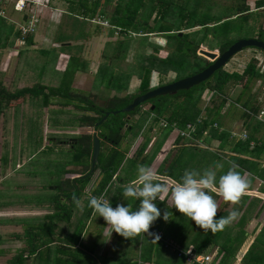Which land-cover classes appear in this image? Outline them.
Returning a JSON list of instances; mask_svg holds the SVG:
<instances>
[{"label":"trees","instance_id":"1","mask_svg":"<svg viewBox=\"0 0 264 264\" xmlns=\"http://www.w3.org/2000/svg\"><path fill=\"white\" fill-rule=\"evenodd\" d=\"M99 1L100 0H67L70 5V10H73L77 16L84 20H93L95 17H103L105 19V15L103 14ZM105 1L110 2V0ZM202 1L203 0H195V5L190 11L188 8V0L185 1L184 5L175 3L173 0H148V6H146V8L143 5L144 0H128L125 5H119L116 7L114 13L111 14L110 18L107 20H109V22L114 25V27L120 29V34L118 35L123 37L124 35H131V33H140L142 35L140 36L142 43H145L147 47H153V52L151 54L139 56V65L136 71V77L139 79L140 83L136 93L127 94L123 97L115 95L110 100H108V104L103 108L96 106L90 96L87 98H79L77 95L72 94V88L70 87L71 79L76 72H86L87 64L86 61L80 60L78 55H69L67 58H65V69L61 73V76L58 80V82L61 80L60 84L58 87H49L47 94L51 98L57 97V99H60V103L62 105L69 106L70 104L74 106L75 110L82 111L83 115L78 119L80 127H89L95 131L94 134L83 133L80 135V137L75 138L76 143L73 148L78 146L79 151L74 153V163L82 165L86 160V164H84L85 169L81 173L82 177H84L75 180L72 190H69V193L67 194L68 199L83 193L97 170L100 171L102 178L98 185L92 189L90 195L100 196V194L112 181L113 176L116 174L129 152L130 147L127 150L124 148L123 144L125 143L124 141L126 140L127 134L131 133L133 128H135V125L130 121V119H128V116L136 114L141 106L149 104L150 107L148 109V113L154 114V117H156L154 120H152H164L168 124L167 127L161 129L164 131V137L168 136L170 132L173 131V129L178 128L182 130L185 128L187 123H192L196 126V131L193 137H179L178 139L176 138L175 142L186 140L190 144H200V147L205 148L206 145H212L213 143L208 142L213 140V142L218 144L217 146L220 150H225L223 147L226 145V150H230L231 154L233 155H231L232 157L230 158L235 160V162L238 164V170H240L242 174H244V171L249 172V190L252 189L251 183L253 182L254 178L257 177L263 180L264 169L260 167V164H257L252 160L241 159L238 157L246 155L252 158H259L264 149V138L257 139L254 135V133L257 132V130L262 125L255 119V116L259 113L260 105L259 103L253 102L252 99L242 101L244 92L251 83L259 81L261 85L264 86V68L261 69L257 56H251L240 69L238 68L234 69L233 71H228L224 66L214 72L209 79L197 86L192 87L189 90H181L175 94L156 97L144 102L131 112L110 114L101 124L96 127V124L100 122L105 112L120 111L130 105V103L137 96L145 94L153 88L167 84L157 83L155 86L150 87V75L152 71L153 73L158 74H166L167 72L171 71L175 73V78L172 81H176L178 79L199 73L212 64V62L206 58L196 54L199 46L206 42L208 35L213 34L217 42L216 46L209 45L210 49L216 48L220 51V53L227 50L229 46L237 41V39H234L233 36H231V32L239 30L241 26L238 25L237 27L236 24L231 23L235 22L234 20L236 18H241V23H243V25L246 24L250 18V13H245L249 12V8L244 4L235 5L234 7L236 9L233 14L221 16L223 13L222 12L219 15L211 16L209 12L203 10ZM203 4H205V2ZM255 4V9L262 8L264 7V0H258ZM154 11H156L155 14L158 16L156 19L157 21L154 22V25L149 26L147 20ZM168 17L172 18V22H164ZM231 17L234 18L229 19ZM210 24H216L218 27L213 29V25L210 26ZM195 27H199L200 30L191 33H183L182 35L178 34L180 31L189 30ZM258 32L259 34H264V31L260 32L259 30ZM149 34L163 36L170 47L168 51L169 55L167 57H157V53L161 47L159 45H153L149 42H146L148 37L147 35ZM199 34L201 36H199ZM86 35H88V33ZM261 36L262 35L260 34L255 38L264 41V38ZM29 38L30 37H28L26 40H29ZM64 41L66 42V40L61 41L59 39L61 44L64 43ZM62 46L63 47L61 48L66 49V52H70V44L64 43ZM129 46L130 40L119 42L116 46V57L124 58L128 53ZM248 48L259 50L254 47ZM248 48L245 49L248 50ZM259 51L262 58H264V51ZM106 70H109V68H98L96 73L98 74L97 82L101 84L105 79V81H107V85L113 87L115 86L114 89H117V91L120 92L121 90H126L128 86L127 81L131 74L129 73L125 76L122 75L124 78L122 76L116 77L114 76L116 73H107ZM242 81H244V86L242 91L236 97L235 102L241 103L244 108L240 114L241 119L245 121L243 122L244 130L249 128L248 121L250 120L247 119H255V123L250 126L252 133L249 135V140L244 142H241L237 139V137L232 136V133L235 132L234 129L229 128L227 131L218 119L220 116V109L226 102V89L228 88V85L232 84V86H235L242 83ZM37 89L38 90L36 91L34 87H25L15 91L14 93H9L0 86V114L10 107L11 101H18L22 97L30 94H35L36 96L39 92L43 93L46 87L39 86ZM205 90L210 91L213 95H217L219 97L223 96L225 98L221 100L218 106L212 109L206 108L204 111L202 110V113L201 109H199L197 106ZM163 117H165V119ZM146 131L150 134V132L153 131V128L149 127ZM137 135L138 134L135 136ZM94 136L99 139L100 152L98 161L93 168V171L89 173L91 167L90 159ZM250 140H256L257 142L260 141L262 145L256 146L250 150ZM59 142L61 143L60 140ZM147 144L148 142L145 140V138L144 141H141V143L137 144L136 150L130 151L129 153L132 159L135 161L140 160V164L146 161V157L143 156V150L145 146L147 147ZM195 148L199 149L198 147ZM215 158L219 161L221 160V163H224V167L225 165L228 166L225 164L226 158L221 159L218 154L215 155ZM175 160L176 158L174 157L167 168L162 172V174H160L161 176H173L171 170L175 166L173 164H176ZM228 168L229 166L227 168L225 167V172L228 171ZM63 186L64 184L59 185L60 191L63 189ZM71 192H73V194H71ZM260 192H264V188L261 189ZM214 198L217 199V201L220 199L219 197L215 196ZM58 201L59 200H57V198L53 199L52 201L54 202V207L57 208L58 211L62 208H67L65 204H62L61 201L59 203ZM156 204L157 206H164V202H161L159 199L156 201ZM263 209V200L257 197L244 195L241 198L240 203L233 206L230 211L236 212L237 215L235 219L232 220L230 224L223 230L212 233L210 231L203 232L197 228L195 232L189 231L186 233L185 237H179L176 240L186 247L192 245L198 253L204 254L215 251V259L218 260L219 264H229L236 256L244 240L247 238V233L244 226L248 223V221L251 220V218L259 217ZM230 212H218L217 218L227 217ZM65 213L64 216L68 217V215ZM59 214L60 212H58L56 216L62 220V218L58 216ZM166 228H168V231L172 229L171 224L168 223ZM43 230V232L47 235V238L43 239L42 247L46 246L49 241H51L54 227L49 225L43 227ZM24 234L29 235L27 232ZM38 248L40 247L31 246L30 249H27L28 255L25 256V253L22 252L18 255L19 257L17 259H27L29 256H33L34 251L36 249L39 250ZM15 262H11L10 264H15ZM55 264L61 263L58 261V259H56ZM241 264H264V225L259 233L255 236L250 247L244 254Z\"/></svg>","mask_w":264,"mask_h":264},{"label":"rangeland","instance_id":"2","mask_svg":"<svg viewBox=\"0 0 264 264\" xmlns=\"http://www.w3.org/2000/svg\"><path fill=\"white\" fill-rule=\"evenodd\" d=\"M128 0H110V2H106L105 0H100V7L102 8L103 14L105 15V19L110 18L111 14L114 13L117 6L125 5ZM175 3L178 4H185V1L187 0H173ZM195 0H188V8L189 11L194 7ZM258 0H203L202 1V8L203 10L210 13L212 16L219 15L222 13L223 15H229L233 14L235 12V5H245L249 8L250 18L246 24L243 25L241 23L242 19L236 18L231 24L240 25V29L236 30L234 32H231V36H233L234 39L242 40V39H253L255 37H258L260 34L261 37L264 38V34L260 33L259 30L264 31V7L255 9L256 2ZM205 2V4H203ZM143 5L148 6V0H144ZM13 4L10 3L9 10L11 16H15V18L20 20L21 13L14 12L12 8ZM39 6V5H37ZM209 6V8H208ZM59 7V6H57ZM35 12L38 13L39 19L42 18V21L39 22V26L37 28V35L34 36V44H30L26 41H20V39L16 40V36L14 38L9 39V43H11L10 48H7L8 51H17V49L23 51L25 48L26 55H23L21 57H15L11 56L13 55V52L10 53L8 57L9 66L11 67V70H2L0 71V74H4L0 77V79L4 82V86L6 88V91L9 93H14L17 90L22 89L23 87H34V89L37 91L39 86H45L46 91L44 90L43 93H38L36 96L35 94L32 95H26L22 101L21 104L18 105L16 108H11L8 110V112L5 115V118L1 120L4 122H8L6 132L9 134L7 139L10 142V146L8 148L7 153L11 158V163H9V166L13 168L15 165V162L19 161L20 156H25V158L29 157L30 152L29 149H35V153L33 152V162L32 164H35V170L36 172V183L35 187H38L39 182V191L37 194L33 197L35 200H41L42 203L51 204V200L55 198L56 194H60L59 186L58 190L54 189L56 185L60 184V179H64V174L67 172V169L69 167H72L71 165H75L76 163L71 164L74 161V153L79 151L78 146L74 147L73 152L70 151L68 148L64 147L62 143H59V140L66 138H78L80 137L79 133L81 131H89L90 133H95L94 129H82L80 131L79 129V118L83 115L82 111L75 110L73 105L65 106L60 103V99H57L58 105L56 110L58 111L57 114H49L45 112V107H47L48 111H51L49 105H45L46 102L49 100V95L47 92L49 91V87H58L60 84V81L58 82L61 73L65 69V58H67L69 55H78L80 57V60L86 61L87 64V71L86 72H76L70 83V87L72 88V94L77 95L79 98H87L88 96L91 97V99L94 101V104L98 107H105L108 104V100H110L113 96L117 95L120 97H123L127 94H133L136 93L137 88L139 86V79L136 77L138 65H139V56L141 55H147L151 54L153 52V47H147L146 44L142 43V39L140 36H142L140 33L135 34L131 33V35L128 36H119L114 34V25L108 26V22L105 20H101V24L104 26H100L98 24L97 19L90 21L85 20L81 21L79 20L74 23V18L70 16H64L62 19V22L57 26L56 28L48 27V20L49 15L48 13H45L46 8L45 7H31ZM59 8L63 10H67L64 5L60 6ZM208 8V9H207ZM156 11L152 13V15L148 18L147 22L149 26L154 25L155 21H157V15L155 14ZM59 13H55L54 16L52 14V17L54 20L57 19ZM170 15V14H168ZM140 16V14H139ZM171 16V15H170ZM46 17V20L43 18ZM48 17V18H47ZM14 18V20H15ZM97 18V17H95ZM234 17H231L229 19H232ZM74 19V20H73ZM109 21V20H108ZM164 22H172V18L168 17ZM214 23V22H213ZM18 25V24H17ZM213 25V29L217 28L218 26L216 24H210V26ZM99 26V27H98ZM48 28L50 30H48ZM261 28V29H260ZM199 27L191 28L189 30H183L180 31L182 33H191L195 31H199ZM113 32V33H112ZM90 34L88 39L82 40V39H75L76 37H79V34ZM53 34L58 35H66V42L65 44H70V52H66V49H63V47L60 43L57 45H52V42H55L54 40L51 42L50 39L53 37ZM57 35V36H58ZM182 35V34H181ZM146 42H149L151 44L159 45L161 48L159 52L157 53V57L165 58L167 57L168 51L170 49L169 45L167 44L166 40L163 38V36L156 35V34H149L147 35ZM199 36H201L199 34ZM125 37V38H124ZM208 38L206 39L205 43H202L199 46V49L207 50V51H213L216 53H219L220 51L216 48L210 49L209 45L216 46V38L213 36V34L208 35ZM256 39V38H255ZM130 40V46L128 53L125 55L124 58L119 57L117 58L115 55L116 46L121 41H128ZM62 43V44H64ZM52 47H55L57 51V58L55 61H52L50 64H45L46 62V53L43 51H49ZM72 47V48H71ZM72 49V50H71ZM199 49L197 50L196 54L199 55ZM4 51L3 53H6ZM50 55V54H49ZM251 56H257L258 63L261 66V69L264 68V58H262L260 51L256 49H243L241 52L235 54L230 61L225 65V69L228 71H233L234 69H240L242 65H244L248 59ZM203 57V56H202ZM205 58V57H204ZM99 67L103 68H109V70H106L108 72H114L116 73L114 76H125L129 73L131 74L128 79V86L126 90H121L120 92L117 91V89H114L115 86H108L107 81L105 79L103 80V83H98V74L97 70ZM96 75V77H95ZM122 76V77H123ZM106 77V76H104ZM107 78V77H106ZM124 78V77H123ZM175 78V73L169 71L166 74H158V73H151L150 75V83L151 86H155L157 83H169ZM18 79V80H17ZM100 84V85H99ZM116 84V83H115ZM114 84V85H115ZM244 86V81L242 83L237 84L235 86H232V84L228 85V88L226 89V102L223 105V107L220 109V116L218 117L219 121L221 122L222 126L228 131L229 128L234 129L235 132H241L244 130L243 122H245L243 119H241V112L244 110L241 103H236L235 99L238 96V94L242 91V88ZM225 97H219L217 95H213L210 91L205 90L200 98V101L198 103V108L204 111L206 108L212 109L219 105L222 99ZM252 99L253 102L259 103V113L264 112V86L261 85L259 81L251 83L247 89L244 92V95L242 97V101ZM53 100V99H52ZM38 101V103H37ZM12 104V102H11ZM14 104V103H13ZM12 104V105H13ZM150 107L149 105H143L138 110L136 114L128 116V119L135 125V128L131 131V133L127 134L124 148L128 150V156L125 158L121 165V179L123 182L135 179L137 177V166L140 164V160L135 161L132 159V157L129 155L130 149L131 151L136 150V145L141 143V141L147 140L148 144L147 147L145 146L143 150V156L146 157V161H144L142 164L145 166H150V164L153 163H161L163 160V155L166 154V148L171 146L170 143H172V139L178 138V134L176 131L170 132V138H169V144L167 143V139L163 136L164 131L161 130L164 127L161 126V121L163 123H166L164 120L153 121L156 117H154V114H149L148 109ZM55 110V111H56ZM56 113V112H55ZM203 113V112H202ZM56 115L55 119L53 120V116ZM154 117V118H153ZM52 118V121H54L53 125L55 127V131L52 130V124L49 121V119ZM165 119V117H163ZM153 119V120H152ZM249 123V128L246 130L248 134L250 135L251 129L250 126H252L255 123L254 118L247 119ZM49 122V123H48ZM41 123L43 126V129H50L52 132L58 131L59 133L57 135L53 136V133L50 135H47L50 138L59 139L57 141H48V139H44V135L42 136L41 130ZM166 125H168L166 123ZM51 127V128H50ZM151 127L155 131V135H153L152 138H149V132L146 130ZM29 130V134H27ZM70 131H76L77 134L74 136L70 134ZM138 134L137 136L134 135ZM50 132V131H49ZM87 132V133H89ZM123 132V131H122ZM261 130L258 129V131L255 134L256 137L260 138ZM2 125L0 124V135H2ZM84 133V132H81ZM151 133V132H150ZM148 138H147V137ZM40 137V141H39ZM32 139L35 141V145L32 144ZM152 139H155V141H151ZM43 140V147L40 150L37 148L41 145ZM76 140V139H75ZM167 140V141H166ZM48 141V142H47ZM166 141V142H165ZM188 144V141L181 140L180 142H183ZM29 143V144H28ZM174 143V140H173ZM208 143H213L210 146H213V154L208 153L206 150L207 146L204 148V150H199L201 152H196L193 148H184L186 151V157L185 160L182 158V156L178 155L176 157V164L174 166V169L181 170L185 172L186 170H197V171H203L208 168H214L217 163H219V160H217L214 156L218 154L221 159L232 157L231 152L226 150V145L223 147L224 150L218 149V144L216 142H213V140ZM163 144V145H161ZM189 145V144H188ZM194 145V144H192ZM208 146V147H210ZM193 147H200V144H196ZM37 149V150H36ZM165 151L163 154L161 153L162 150ZM23 150H27V152H23ZM56 150H59L57 153H55ZM66 150H68L66 152ZM126 150V151H127ZM211 152V151H210ZM213 155V161L210 156ZM142 160V159H141ZM31 164V165H32ZM163 164V163H161ZM169 164V163H168ZM224 164V163H223ZM228 166H230L229 163H225ZM228 166L225 165L227 168ZM225 167H223L222 170L218 171V176L220 174H224ZM28 168V165H27ZM152 168V167H151ZM11 170V169H10ZM159 172V171H158ZM174 175V174H173ZM183 176V175H182ZM249 180V179H248ZM15 184V187L10 186V197H4L3 200L6 202V204L13 205L20 201L18 195H22L23 192L26 191V187H23V181H15L12 180ZM62 181V180H61ZM28 182V181H27ZM254 187V186H253ZM66 186H63V189H65ZM9 190V191H10ZM63 194H68L66 190H62ZM61 192V193H62ZM123 194V190L121 191ZM39 196V197H38ZM57 197V196H56ZM77 200L80 201V206L77 207V205L73 202V206H69L67 208H62L60 211V218L63 220V224L66 223V220L68 217L64 216V213L67 214L70 218H72V222L75 221V224L83 219V216L80 214L82 211H84L85 207H87V201L84 199L83 194H79ZM118 199L113 198V202L117 203ZM128 200L127 198H122V200H119L120 202L118 204H123L126 206V203ZM31 202V201H30ZM60 203V201H58ZM133 203H136L137 200H133ZM220 198L218 200L219 210L218 212H224L228 211L230 212L233 206L227 204ZM170 203V202H169ZM67 204V203H65ZM62 205V204H61ZM117 205V204H116ZM128 205V203H127ZM166 205V206H165ZM161 213H164L165 210L172 213L171 219L167 222L163 220V216L159 218L157 221H155V225L157 228H160L163 234L169 238L177 239L179 237H185L186 233L191 231L195 232L197 228L195 227L194 223L187 217L180 214L175 208H172L171 204L164 203V206H157ZM66 210V211H64ZM64 211V212H63ZM97 222V221H96ZM170 223L172 229L168 231V228H166L167 224ZM62 224V225H63ZM61 225V224H60ZM264 225V210L262 214L259 217L251 218L250 223H247L244 228L247 233V238L244 240L242 246L240 247V250L237 252L236 258L240 259L241 252L245 250L251 242L254 240L255 236L258 234V232L261 230V228ZM8 228V227H7ZM3 231V234L6 235V230ZM59 231L67 232L69 228L67 226H59ZM255 230V231H254ZM74 230H71V233H73ZM72 239V238H70ZM126 242V243H125ZM125 242L122 241L119 244L126 245L129 244L130 240L125 239ZM123 243V244H122ZM129 249L126 250L127 253H129L130 256H135V249L133 246H129ZM215 251L208 254H214ZM207 254V253H206ZM114 263H119L114 262ZM240 264V262L238 263Z\"/></svg>","mask_w":264,"mask_h":264},{"label":"crops","instance_id":"3","mask_svg":"<svg viewBox=\"0 0 264 264\" xmlns=\"http://www.w3.org/2000/svg\"><path fill=\"white\" fill-rule=\"evenodd\" d=\"M10 3L13 4V1L8 0L4 2L3 9H4L5 15L4 17H0V71L11 70V67L9 66V61H8V57L11 52H13V55L11 56H15V57H21L23 55H26L25 53L26 48L23 51L19 49H17V51L16 50L8 51L7 48H10V45H11V43H9L10 37L14 38L16 36L15 38L16 40L20 39V41H26L32 45L34 44V36L38 34L37 29L34 33L26 35V36H22L20 34V32L18 31L17 24L23 23V21H25L23 19L25 15H20V20L19 19L17 20L15 16L14 17L11 16L10 11H8ZM62 5L65 6V8L67 9L66 11L59 8ZM45 8H46L45 13H48L49 18H50L48 20V27H50V29L56 28L57 30V26H59V24L62 22L63 17L67 15L75 19V20L73 19L74 23H76V21L79 22V20L81 21L89 20V19H85V20L82 19L81 17L77 16L75 12H73V10H70V5H69V2H67V0H49V3L47 4V7ZM55 13L57 14L59 13L56 20H54L52 17V14L54 16ZM43 18L46 20V17H43ZM41 21H42V18L40 19V22ZM90 21H93V20H90ZM50 29L48 28V30ZM57 35L58 34H53V37L50 39L51 42L53 40L55 41V42H52V45L54 44L58 45L60 43L59 39L61 41L66 40V35H58V36ZM89 36L90 34L86 35V34L80 33L79 37H76L75 39L86 40L88 39ZM28 37H30L29 40H26ZM6 50L7 52L3 53ZM43 52L46 53V56H45L46 62L44 63V65L50 64L52 61L56 60L57 51L55 47H52L49 51H43ZM2 75L4 74H0V77ZM0 84H1L0 86L6 90L4 86V82L1 79H0ZM24 97H22L18 101L17 100L11 101L12 104L13 103L14 104L12 105L10 102V107L4 110L2 114H0V124L2 125V130H3L2 135H0V264H10L11 262L14 263L15 260H16L15 264H55L56 259H58V261H60L61 264H78V263H82V264H137L138 262H142L144 264H188L185 261V259L182 257H179L176 252L165 247L162 241L157 240L156 242H154L153 241L154 239H152L151 237L147 235L132 239L130 240L129 244L124 245L122 243L123 245H121L119 244L120 242L122 241L125 242V239L123 237L117 235L114 232L112 233L111 238H109V236L105 234V227L107 226L106 222L104 221L102 217L93 216L92 209L88 207V202L91 197L90 195L91 191L94 187L98 185L99 181L102 178L99 170H97L94 173V175L92 176L90 180V183L86 186L84 192L82 193L84 199L87 201V207H85L84 211L80 213L83 216V219L78 221L76 224H75V221L74 222L71 221L72 218H69V216H68V219H65L66 223L63 224L64 219L60 220L59 217L56 216L57 213L60 211H58V209L54 207V202H52L53 199L51 200L50 205L47 203H42L40 199L39 200L33 199V197L39 191L38 189L39 182H38V187L34 186L36 183L35 179H36L37 171L35 170V164H32V162L34 160L33 152L35 151V149L34 148L29 149L32 154H30L29 157L27 158H25V156L18 155L20 160L18 162L16 161L13 168H11L9 166V163H11V158L7 154L9 153L8 152L9 150L7 147L10 146V142L7 139L9 134L6 132L8 122L4 120V122L2 121L1 123V120L5 118V115L8 112V110L11 108H15V107L17 108L18 105L21 104V101ZM56 98L57 97H54V98L49 97V100L46 102L45 105L46 106L49 105L51 111H48L47 107H45V112L49 114H57L58 111L54 107V106L57 107L58 105L57 103L58 101L56 100ZM55 117L56 115L53 116L54 121H56ZM49 121L52 124V128L51 127L50 128L55 131V127L53 125L54 121H52V118L49 119ZM43 126L45 125L44 124L42 125L41 123V128ZM79 129L81 131L82 129H89V127H79ZM259 130H261V132L259 133L260 138L256 136L255 138L263 139L264 138V127L261 125ZM81 132L87 133L89 131L87 132L81 131ZM81 132L79 133V135L83 134ZM41 133H42V136L44 135V139H48L51 136L48 137L47 135L49 134L51 135L53 133V136H54V135H57L59 132L58 131L52 132L50 129H48V131L46 129H43L41 130ZM27 134H29V130ZM70 134L75 136L77 132L70 131ZM88 134H92V133L89 132ZM155 134L156 133L153 129V131H151V133L149 134V138H152L153 135ZM165 138L168 140L166 141L169 144L170 135L166 136ZM173 140H174V143H173ZM175 140L176 138L173 137L172 143H170L171 146L165 149L166 154L163 155V159H162L163 161L161 162L163 164L153 163V164H150L149 166V167H152L153 171L156 173L158 181L169 183V184H171L172 181H179L184 172L173 168L171 171H172V175L173 174L174 175L171 177L161 176L160 174H162V172L167 168V166L170 164L171 160L174 157L176 158L178 157V155H180L185 160L186 151L184 150V148H193L194 146L190 143H188L189 144L188 145L184 143V141L175 142ZM39 141H40V137H39ZM48 141L52 142V141H57V140L55 138H50L48 139ZM151 141H155V139H152ZM61 143L64 147L70 150V151L66 150V152L67 151L71 152L74 149L73 146L75 145L76 140L65 137V139L61 140ZM32 144L35 145V141H33V139H32ZM42 147H43V140H42L41 145L37 149L41 151ZM193 149L196 150V152H201L199 150H204V148L202 147H199V149H196L194 147ZM160 150H162L161 151L162 154L165 151L164 149H160ZM206 150H210L211 152L210 151H207V152L210 154H213V146L207 147ZM58 151L59 150H56L55 153H57ZM228 151L230 152V150ZM23 152H27V150H23ZM127 156L128 155H126V157ZM243 157L244 158L242 157L240 158L247 159L249 156L243 155ZM210 158H212L211 161H213V155H211ZM248 160H251V159H248ZM225 161L229 163L230 165L238 166V164L232 158L228 159L226 157ZM221 162L222 161L220 160L219 163ZM73 163L74 161L71 164ZM256 163L259 164L258 162ZM84 164H86V160H85V163H83L82 165L80 164L71 165L72 167H69V169H67V172L64 174V179L62 178L60 179L59 185L64 184V186H66V188L62 190H66L69 193V190H72L74 186L75 180L78 178L84 177V176L82 177L81 175L82 171H84L85 169ZM27 165H28V168H27ZM138 165H143V164H138ZM261 168L264 169V167H261ZM244 174H245V178L248 179L250 175L249 172L244 171ZM117 178L119 179V181ZM135 179L123 182L121 179V166H120L116 174L113 176L112 181L109 183V185L105 188V190L100 195L103 194L105 196V199H109L110 204L112 205L113 208H115L117 206L116 204L120 202L119 200H122V198H125L121 192L123 190V186L130 184ZM12 180L23 181V187H26V191L23 192L22 195H18L19 198H22L20 199V201H18L17 203L13 205H10V204H6L3 198L7 196L10 197V192H12L10 190V186L15 187V184H13L14 182ZM59 185H56L54 189L58 190ZM251 188L252 189L248 190L245 195H249L251 197H257L264 201V192H260L261 189L264 188V178L263 180L257 177L254 178L253 182L251 183ZM62 190L60 192L58 190L60 194H56L57 197L55 196V198L61 201L62 204L67 203L65 204L67 207L69 206L72 207L74 205L73 197L68 199L67 194H63ZM71 194H73V192H71ZM78 196L79 195H76L75 198L77 199ZM118 197H119V200L117 201V203L116 202L114 203L113 198L115 200V199H118ZM132 201L133 200H128L127 203L128 205L132 206L133 210H135L139 206V201H137L136 203H133ZM163 202L165 204L166 202L168 204H171L169 203V200L167 198ZM127 203H126V206H127ZM161 214H162L161 215L162 217L163 213ZM250 221H248V223H250ZM49 225L54 227V232H53V235L51 236V241H49V243L46 246L42 247L43 239L47 238V235L43 232L44 231L43 227H46ZM154 225H155V222L153 223L151 228L155 229L157 232H160L163 239H170V240L176 241L180 245L181 249L183 250L193 247L192 245H189L187 247L183 246L182 244L179 243V241L165 236L163 232L161 231V229L160 228L157 229V227ZM59 226H67L69 228L68 233L64 231L60 232ZM6 228H7L6 235H4L3 231ZM71 230H74V232L71 233ZM25 232H27L29 235L24 234ZM250 245L245 250H243V252H241L240 259L236 258L235 256L229 264H238L239 262L241 264V260L244 254L246 253V251L248 250V248L250 247ZM31 246H37L40 248H38L39 250L36 249L33 253V256H29L27 259L26 258L17 259L19 257L18 255L22 252L25 253V256L28 255L27 249H30ZM129 246H133V248L135 249V256H130L129 253L126 252V250L129 249L128 248ZM117 261L119 263H114Z\"/></svg>","mask_w":264,"mask_h":264},{"label":"clouds","instance_id":"4","mask_svg":"<svg viewBox=\"0 0 264 264\" xmlns=\"http://www.w3.org/2000/svg\"><path fill=\"white\" fill-rule=\"evenodd\" d=\"M21 14L24 15L25 13ZM102 19L107 21L109 26H113L107 19L103 17ZM100 26L104 25L100 24ZM113 30L114 34L117 35L115 29ZM240 157L244 158L243 155ZM250 158L252 157L247 159ZM223 167V163H217L214 168H208L202 172L186 170L179 181H172L169 184L158 181L157 175L151 167L138 165L136 179L123 186L125 198L139 201L137 210H133L131 205L124 206L123 204H117L113 208L109 199H105L103 194L100 196L92 195L88 207L92 209L93 216L104 219L107 225L105 234L109 238L114 232L128 240L146 235L154 236V242L159 240V236L152 233L150 229L162 215L156 201L159 199L163 202L166 198L171 203L172 208L189 218L196 228L203 232L216 233L228 226L237 214L233 211L227 217L217 218L219 205L214 196L221 198L231 206H235L240 203L241 198L250 187V180L246 179L245 174L238 170V166L230 165L226 173L218 176L217 170H222ZM73 200L79 207L80 201L75 197ZM171 216L172 213L165 210L162 218L167 222Z\"/></svg>","mask_w":264,"mask_h":264},{"label":"built area","instance_id":"5","mask_svg":"<svg viewBox=\"0 0 264 264\" xmlns=\"http://www.w3.org/2000/svg\"><path fill=\"white\" fill-rule=\"evenodd\" d=\"M8 0H0V17H4V9H3V4ZM13 1V0H12ZM49 0H14V5L13 9L14 11L20 12V13H25V21L23 23L18 24V31L22 36H26L29 34H32L36 31L39 22H40V17L37 12H35L31 7H47ZM39 5V6H37ZM98 24H101L102 17H97L96 18ZM95 19V20H96ZM103 25V24H101ZM109 26V25H108ZM115 32L118 34L120 33L119 28H114ZM255 119L260 122L263 127H264V112H260L255 116ZM161 126L164 128L167 127L166 123H163L162 121L160 122ZM215 126V125H214ZM174 127V125H173ZM176 133L178 134L179 137L181 138H189L193 137L195 131H196V126L192 123H187L185 125L184 129H174ZM232 136L237 137L238 140L241 142L248 141L249 140V134L246 130H242L240 133L234 132L232 133ZM262 145V143L259 141L257 142L256 140H250L249 142V149L252 150L256 146ZM251 160L258 162L261 167H264V149L259 158H250ZM150 231L156 235L159 236V240L164 243V246L171 249L172 251L176 252L179 257H182L185 259V261L188 264H219L218 260H216V252L214 254H202L196 252V250L193 247H190L186 250L181 249L180 245L170 239H163L162 235L160 232H157L155 229L151 228ZM152 239H155V237H151ZM137 264H144L142 262H138Z\"/></svg>","mask_w":264,"mask_h":264},{"label":"water","instance_id":"6","mask_svg":"<svg viewBox=\"0 0 264 264\" xmlns=\"http://www.w3.org/2000/svg\"><path fill=\"white\" fill-rule=\"evenodd\" d=\"M25 18L26 17L24 16L23 19L25 20ZM178 34L181 35L183 33L178 32ZM248 47H254L261 51H264V41L258 39H251V38L238 40L235 43H233L231 46H229V48L222 53L220 52L216 53L213 51L199 49L198 51L199 55L205 57L207 60L212 62V64H210L208 67H206L204 70L200 71L199 73L178 79L176 81L167 83L165 85L158 86L156 88L149 90L145 94L137 96L130 103V105H128L127 107H125L120 111L105 112L100 122L96 124V127L99 124H101L110 114H118L119 112H131L139 105L156 97L175 94L178 91L189 90L192 87L199 85L200 83L209 79L214 72L224 67L235 54L241 52L243 49ZM99 152H100V142L99 139L96 136H94L92 155H91V169L89 173L93 171V168L95 167L98 161Z\"/></svg>","mask_w":264,"mask_h":264},{"label":"flooded vegetation","instance_id":"7","mask_svg":"<svg viewBox=\"0 0 264 264\" xmlns=\"http://www.w3.org/2000/svg\"><path fill=\"white\" fill-rule=\"evenodd\" d=\"M171 82H173V81H171ZM171 82H170V83H171Z\"/></svg>","mask_w":264,"mask_h":264}]
</instances>
